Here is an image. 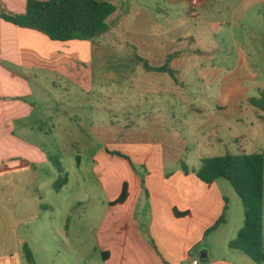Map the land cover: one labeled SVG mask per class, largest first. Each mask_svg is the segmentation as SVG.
Wrapping results in <instances>:
<instances>
[{
	"label": "crops",
	"instance_id": "crops-1",
	"mask_svg": "<svg viewBox=\"0 0 264 264\" xmlns=\"http://www.w3.org/2000/svg\"><path fill=\"white\" fill-rule=\"evenodd\" d=\"M105 1L116 6L107 33L56 41L2 17L25 13L28 0H0V222L13 228L0 229V264H28L23 244L36 264L38 254L50 258L48 264L89 261L83 235L72 231L76 203L53 226L54 205L45 199L40 176L47 174L48 185L54 176L45 167L53 157L51 130L44 127L78 134L68 128L82 127L86 94L96 95L97 110L100 96L109 104L108 122L91 119L93 132L116 142L123 130V141L141 148L123 157L107 149L94 156L106 199L104 219L87 241L91 256L101 255L103 264H264L229 248L245 225L233 185L226 179L205 183L196 175L201 164L186 162L214 157L204 154L217 145L225 148L219 156L264 150L263 113L249 101L264 87V67L253 63L247 45L258 36L264 42V32L257 35L247 22L253 13L264 19V0H196V17L190 14L194 0ZM229 39L237 58L223 55ZM139 57L166 69L149 70ZM116 95H123L122 124L115 120ZM124 183L128 197L116 204ZM9 201L13 211L6 217ZM226 206L227 221L206 235Z\"/></svg>",
	"mask_w": 264,
	"mask_h": 264
},
{
	"label": "trees",
	"instance_id": "trees-1",
	"mask_svg": "<svg viewBox=\"0 0 264 264\" xmlns=\"http://www.w3.org/2000/svg\"><path fill=\"white\" fill-rule=\"evenodd\" d=\"M116 11V6L105 0H28L25 13L3 15L2 17L17 26L39 31L52 40H86L100 38L109 31L108 18ZM144 61L149 70H164V67H152ZM250 103L263 113L264 88L259 95L252 97ZM117 155L125 156L120 152ZM60 173H64L61 163L53 159ZM184 170L188 168L184 165ZM197 177L212 183L217 179L228 180L241 198L245 210V225L237 237L229 243V248L239 250L256 262H264V150L252 154H226L224 156L206 157L201 160ZM62 184H57L61 188ZM128 197V186L124 183L122 192L114 203H123ZM227 221V206L222 216L206 232L217 229ZM23 251L28 264H36L34 254L27 244Z\"/></svg>",
	"mask_w": 264,
	"mask_h": 264
},
{
	"label": "rangeland",
	"instance_id": "rangeland-1",
	"mask_svg": "<svg viewBox=\"0 0 264 264\" xmlns=\"http://www.w3.org/2000/svg\"><path fill=\"white\" fill-rule=\"evenodd\" d=\"M249 21V22H248ZM248 23H250L251 27L254 29L257 28V35L264 32V19L261 20L259 18V15L253 13L249 16V19L247 20ZM251 30L246 31V35L250 34ZM226 37V35H225ZM253 40H248V50L251 53L253 63H257L260 67H264V46L260 45L263 44V39H259L258 37H253ZM229 48L226 49V53H223V55L226 57L227 55L232 52L234 55V58H237V47L232 43L231 39L228 40ZM227 54V55H226ZM234 65V64H233ZM232 65V66H233ZM124 66V64H123ZM102 67V66H101ZM264 76V75H263ZM264 81V77H263ZM264 88V87H263ZM259 95V92H258ZM257 95V96H258ZM106 97V96H105ZM216 96L212 95V100H214ZM256 97V96H255ZM72 99V96L69 94V100ZM116 106H115V113L118 114V118L115 119L116 122L121 121V124L123 122L122 115L119 116L120 113L123 111V95H116ZM85 106L82 109V127L76 128L75 126L69 127V130H78V134H67L64 133L67 128H59V127H52L47 126L44 127V129L50 131L51 130V143L49 145V151L53 159H56V161H59L61 163V167L64 169V173H60L57 165L55 164L54 160L53 163H51L49 168L45 166L47 169H50L51 171H48V174L51 172H54V176H52V182L49 184L47 174L43 175V171L41 173V177L45 180L46 189L43 190L45 194V199L47 202H51L54 205V210L51 211L50 214L53 216V222L52 225L56 226L60 224L61 218L67 213L68 205L71 203H76L75 209V223L73 224L72 231H76L77 233H81L83 235V240L85 241V246L87 249H85L83 255L84 258L89 256V261H83L84 264H91V260H99V264H103L101 255L91 256L89 253V250H91L89 246H87V241H91V230L92 227H97L100 225L104 219L105 211H104V202L106 199V195L104 193V190L101 186V182L93 172V167L95 165L94 156L100 155L101 152H103L104 149H107V152L110 155H117L115 152H120L125 155V153L130 151H139L140 147H135L130 144H126L123 139V130L121 132L117 133V141L116 142H109L108 139L105 138V134L100 132V135H97V133L92 131L91 129V119L93 118L94 121H100L99 124H103L104 122H108L109 120V110H108V101L107 98H104V96H100V102H99V109L97 110L95 107L98 105L96 104V95L90 94V95H83V98ZM106 100V101H104ZM78 101H81V98L78 97ZM94 102V103H93ZM248 106V103H246ZM114 118V117H113ZM121 128V127H120ZM123 128V127H122ZM121 128V129H122ZM81 129L83 131H81ZM101 129V128H100ZM118 129V127H117ZM78 136L80 139L78 144H73L72 141H74ZM72 140V141H71ZM189 147H192L191 145ZM225 148L217 145L214 149L211 150V152L205 153V156L213 155L214 157H217L223 153ZM79 156L81 159V166L77 169L78 160L76 159V156ZM119 157H123L121 155H117ZM187 165L189 167H198L200 166V160H197L193 157H190L189 160H186ZM44 167V168H45ZM187 167V166H186ZM47 173V172H46ZM63 179L70 180V185L68 187H65L63 190L61 188H57V184H62ZM5 187L10 191L12 188V184L9 182L4 184ZM66 185V182L63 184V187ZM31 193V191H29ZM81 207V208H80ZM7 210V213L5 214L6 217L11 214L12 207L11 202H8V207L5 208ZM98 210V211H97ZM92 211H94V216H91ZM82 216L84 221L78 223L77 219ZM93 218L95 220L94 223H92L91 220H88L86 218ZM1 219L3 217L1 216ZM11 222H3L1 220L0 226H1V232L2 230H5L6 228L10 231L13 230L11 227ZM55 228V227H53ZM16 232L19 235L24 234V227H20L16 230ZM58 239L60 237H57ZM61 240H58L60 243ZM244 258H248L246 255H243ZM38 260L39 264H47L49 263L48 257H46L43 254H38ZM53 257H56L54 254ZM60 256H58L57 260H59ZM68 259H72L71 254H68ZM92 258V259H91ZM247 260V259H246ZM73 264H77L76 259L71 260ZM59 262V261H58ZM52 264V263H51ZM60 264V263H58ZM78 264H82L78 262Z\"/></svg>",
	"mask_w": 264,
	"mask_h": 264
},
{
	"label": "built area",
	"instance_id": "built-area-1",
	"mask_svg": "<svg viewBox=\"0 0 264 264\" xmlns=\"http://www.w3.org/2000/svg\"><path fill=\"white\" fill-rule=\"evenodd\" d=\"M190 14H191V16H193V17H196V16L199 15V11H198V2H197L196 0L192 1V3H191ZM193 263H194V264H197L198 261H197V260H194Z\"/></svg>",
	"mask_w": 264,
	"mask_h": 264
}]
</instances>
